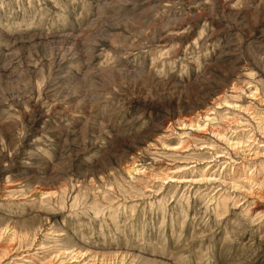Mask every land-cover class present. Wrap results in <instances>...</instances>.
I'll use <instances>...</instances> for the list:
<instances>
[{"label":"rangeland","instance_id":"1","mask_svg":"<svg viewBox=\"0 0 264 264\" xmlns=\"http://www.w3.org/2000/svg\"><path fill=\"white\" fill-rule=\"evenodd\" d=\"M262 85L264 0H0V264H264Z\"/></svg>","mask_w":264,"mask_h":264},{"label":"bare ground","instance_id":"2","mask_svg":"<svg viewBox=\"0 0 264 264\" xmlns=\"http://www.w3.org/2000/svg\"><path fill=\"white\" fill-rule=\"evenodd\" d=\"M153 39H154V38H153ZM173 45H174V44H173ZM173 47H174V46H173ZM249 75H250V74H249ZM249 75H248V76H249ZM249 78H250V77H249ZM262 87H264V85H262ZM255 90L257 91L258 88H255ZM256 91H254V92H256ZM220 101H221V100H220ZM222 101H223V100H222ZM222 101H221V102H222ZM224 102H225V100H224ZM236 119H237V118H236ZM237 122H238V121H237ZM218 137L222 138V137H224V136H218ZM235 145H237V144L235 143ZM156 155H157V154H156ZM156 155H154V156H156ZM156 157H157V156H156ZM193 158H194V157H193ZM183 169H187V168L185 167V168H183ZM158 176H159V175H158ZM158 176H157V177H158ZM167 177H169V174L167 175ZM79 253H80V251H77V252H76V254H79Z\"/></svg>","mask_w":264,"mask_h":264}]
</instances>
